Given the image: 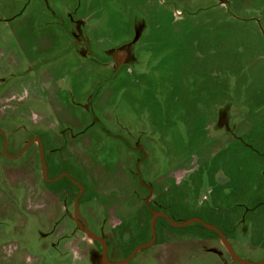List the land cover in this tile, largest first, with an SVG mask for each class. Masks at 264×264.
I'll use <instances>...</instances> for the list:
<instances>
[{
    "label": "rangeland",
    "instance_id": "1",
    "mask_svg": "<svg viewBox=\"0 0 264 264\" xmlns=\"http://www.w3.org/2000/svg\"><path fill=\"white\" fill-rule=\"evenodd\" d=\"M0 129L83 184L113 261L151 209L264 258V0H0ZM3 147L0 264H105L79 187L38 142ZM155 230L126 264H242L199 222Z\"/></svg>",
    "mask_w": 264,
    "mask_h": 264
},
{
    "label": "water",
    "instance_id": "2",
    "mask_svg": "<svg viewBox=\"0 0 264 264\" xmlns=\"http://www.w3.org/2000/svg\"><path fill=\"white\" fill-rule=\"evenodd\" d=\"M118 63L121 62V59L116 58L115 59ZM0 133L3 134L4 136V148L2 151V155L8 157V158H12V159H16L18 157H20L23 152L35 141H37L39 143V152H40V160H41V164H42V171H43V176L46 180L48 181H56L58 179H60L61 177H68L74 184H76L80 191L79 194L75 197L74 200V218L75 221L77 222L78 226L80 227V229L91 239L98 241L99 243L102 244L103 250H102V259L103 262L105 264H126L139 250L148 247L150 245H152L154 243L155 237H156V230H155V221L158 217H163L165 218L171 225L176 226V227H182V226H186L189 223H193V222H199L202 225H204L206 228L214 230L218 233L219 237L221 238V240L223 241L229 255L231 256V258L239 263L242 264H264V258L260 261L257 262H253V261H249L246 259L241 258L239 255H237V253L235 252L232 244L230 243V241L228 240V238L224 235V233L215 225L211 224V223H207L204 222L201 218L199 217H193V218H189L186 219L184 221H173L169 218V216L162 211H156L150 208V204H149V198H147L146 200V204L147 206H149V208L151 209L152 212V218H151V233H152V238L151 240L144 242L142 244L137 245L128 256H126L125 258L121 259V260H117V261H113L109 258L108 256V242L105 238H103L102 236L96 234L95 232H93L89 227L88 224L86 222V220L80 215L79 212V199L80 196L83 193L84 190V186L81 182H79L78 180H76L69 172H63L61 174H59L58 176L54 177V178H50L48 176V165L45 159V154H44V148H43V142L41 140L40 137H33L31 140H29L23 147L22 149L16 153V154H11L7 151V138H6V134L0 129ZM140 176V175H139ZM140 181L143 182L141 176H140ZM144 184V183H143ZM149 191L150 194H152V188L149 187Z\"/></svg>",
    "mask_w": 264,
    "mask_h": 264
},
{
    "label": "flooded vegetation",
    "instance_id": "3",
    "mask_svg": "<svg viewBox=\"0 0 264 264\" xmlns=\"http://www.w3.org/2000/svg\"><path fill=\"white\" fill-rule=\"evenodd\" d=\"M2 134V133H1ZM3 135V134H2ZM4 137V136H3ZM7 138V137H6ZM35 142H37V141H35ZM39 144V143H38ZM7 147H8V140H7ZM44 147V146H43ZM4 148V147H3ZM40 153V152H39ZM45 153V152H44ZM45 159H46V157H45Z\"/></svg>",
    "mask_w": 264,
    "mask_h": 264
}]
</instances>
